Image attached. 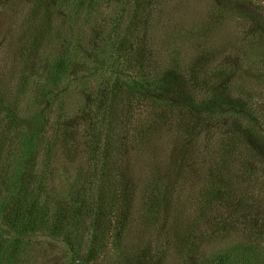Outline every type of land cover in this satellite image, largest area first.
Returning <instances> with one entry per match:
<instances>
[{"label":"rangeland","instance_id":"rangeland-1","mask_svg":"<svg viewBox=\"0 0 264 264\" xmlns=\"http://www.w3.org/2000/svg\"><path fill=\"white\" fill-rule=\"evenodd\" d=\"M262 29L264 0H0V264H264L245 222L264 159L221 158L240 106L264 122ZM199 53L204 87L185 81ZM165 82L181 97L150 91ZM104 150L133 184L120 223L118 199L96 214ZM213 171L241 195L234 224Z\"/></svg>","mask_w":264,"mask_h":264},{"label":"trees","instance_id":"trees-1","mask_svg":"<svg viewBox=\"0 0 264 264\" xmlns=\"http://www.w3.org/2000/svg\"><path fill=\"white\" fill-rule=\"evenodd\" d=\"M261 33L264 36V29L260 30ZM205 62L206 59L199 53L192 61V63L189 65V68L187 70V78L185 81L187 82H193V86H201L204 87L206 84L208 85V81H214L213 79H210L208 75H206L203 70H205ZM175 70V69H170V71ZM223 71L222 67H217L215 68V73L211 74L212 78L219 79L222 77H226L227 73ZM170 72L169 75L176 76L177 73L175 71ZM201 74V75H199ZM166 80V79H165ZM166 83V82H165ZM178 84L177 88L179 87H184V86H179ZM175 86L166 83L165 86L159 85L156 90H150L151 92H155L157 94V97L161 100H168V99H176V97H181L180 95H175L173 94L174 92L172 91ZM250 93L247 92V95ZM240 110V117H245L247 119L246 123L249 125V131L246 130L243 127L240 128L242 130V135L235 136L232 134L233 138H230L227 143L230 148L229 151H226L225 149L221 153L223 160L226 161L227 159H233L235 161L239 160V162L242 164L244 158L240 156V154H243L245 157L248 155L251 159H253L252 155L256 154L259 158L264 159V139L260 141V139L264 136L262 134L264 132V125L262 126V118L259 116H253L252 113L250 112V109L247 108L246 111L242 106L239 108ZM108 121V119H107ZM241 126V125H240ZM195 130L200 128V125H194L193 127ZM251 129V130H250ZM190 132V131H188ZM251 149V150H250ZM178 150V149H177ZM255 150V153H252L251 151ZM112 152H107L106 150L102 151L100 153L99 157V162H98V167L95 168V171L93 172L92 175L96 174L95 179V184L97 187V192L99 194L98 197V211L97 215L99 218V224L102 219L106 214H108L107 209H105L104 206V200L101 201L102 198H106V195L108 197H111L114 201L116 199L119 200V204L113 208L112 216L117 217L118 221L117 223H120V221H124L125 217L128 213V207L129 203L131 200V195L132 190H133V184L129 183L127 180V177L122 174L121 170L117 165L114 164L111 156ZM187 153V148H183L177 152V155L179 154V158H183L185 154ZM176 155V156H177ZM229 157V158H228ZM215 173V176L213 179L211 178V181L209 182L208 185L204 188L210 196L214 197L215 200L219 201L220 204H222V208L224 211H226V221L225 219L219 220L218 223H222L226 225V222L229 224H234V221L239 218V211H236V208L241 206V209H244L242 205H240V201L242 200L240 193H237L236 190H234L231 187V179L230 177L232 174L229 172V177H225L224 171H213ZM126 177V178H125ZM228 180V181H227ZM227 181V182H226ZM163 193H165L163 191ZM164 195V194H163ZM162 195V196H163ZM161 196V194H160ZM105 211V212H104ZM230 213V214H229ZM241 214V213H240ZM245 214V213H244ZM243 214V215H244ZM246 216V215H245ZM243 217V216H242ZM252 216H249L248 219L245 221L246 225L249 230H258V233L262 234L264 233V217H262V220H255L251 219ZM99 225L95 226L97 228ZM98 232V231H97ZM95 240L93 236V241ZM94 247V246H93ZM95 251L90 250L87 252V258L94 255Z\"/></svg>","mask_w":264,"mask_h":264}]
</instances>
